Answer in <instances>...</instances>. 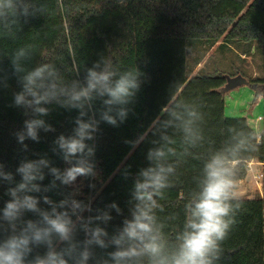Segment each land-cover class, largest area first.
I'll use <instances>...</instances> for the list:
<instances>
[{
  "label": "clouds",
  "instance_id": "obj_1",
  "mask_svg": "<svg viewBox=\"0 0 264 264\" xmlns=\"http://www.w3.org/2000/svg\"><path fill=\"white\" fill-rule=\"evenodd\" d=\"M45 10L38 0H0V34L8 35L18 17ZM32 55L31 45L19 47L9 59L11 72L0 69V87H9L15 77L20 88L13 94V106L22 109L26 119L13 135L22 151H29L25 141L40 143L41 132H56L46 119L50 105L77 114L70 121L71 131L52 141L51 152L63 161V168L47 153H37L35 159L25 156L14 173L0 163V185H7L8 197L0 208V264H216L242 205L238 177L264 144V127L249 120L227 129L221 146L203 159L196 187L184 204L182 230L169 241L157 216V210H163L158 201L172 186L180 158L203 146V117L197 106L173 99L161 109L164 118L158 116L147 131L125 141L135 149L149 131L155 137L148 141L152 147L146 153L147 166L135 174L128 168L122 172L124 179H132L127 212L115 200L94 207L97 134L102 124L119 127L127 120L142 74L138 68L115 69L101 56L82 76L77 68L76 78L66 80L51 63L26 67ZM81 180L92 192L83 199ZM53 191L63 198L53 199ZM116 217L121 222L109 231Z\"/></svg>",
  "mask_w": 264,
  "mask_h": 264
},
{
  "label": "trees",
  "instance_id": "obj_2",
  "mask_svg": "<svg viewBox=\"0 0 264 264\" xmlns=\"http://www.w3.org/2000/svg\"><path fill=\"white\" fill-rule=\"evenodd\" d=\"M46 6L40 14L18 17L8 35L0 34V69L11 72L10 57L22 46L31 45L32 59L26 67L40 63L55 65L66 80L81 76L85 67L101 56L111 61L120 71L138 68L143 81L133 111L119 127L101 125L97 134L96 161L99 175L96 178V199L93 206L103 207L117 201L126 208L132 179H124V168L135 174L146 167L148 142L155 137L148 132L147 140L135 149L125 141H133L147 131L154 119L164 118L161 109L173 99L194 103L202 114L201 128L203 146L191 150L180 158L176 173L171 177V187L159 200L162 211L157 210L164 232L173 241L182 230L184 204L189 193L195 189V178L201 174L203 159L209 151L221 146L229 127H240L243 116H227L225 113V88L248 85L256 96H264V0H38ZM205 39L208 51L221 42L237 40L248 42L251 47L263 50L261 74L233 80L223 74H204L203 67L194 74L195 68L205 55L197 56L194 65H188V40ZM194 44V43H193ZM192 44V45H193ZM9 87H0V163L7 171L15 172L20 161L27 156L47 153L56 166L64 167L63 161L51 152L52 141L60 133L71 131V119L77 114L57 105L47 121L55 133L41 132V142L25 141L29 151H22L13 133L23 127L26 117L23 110L13 106V94L20 90L15 77L8 81ZM263 114L255 121L264 127ZM171 134V130H169ZM179 140V134H177ZM264 163V144L252 153L249 161ZM245 164L238 182L248 176ZM19 180V176H16ZM47 178L44 183H48ZM87 181H85L86 185ZM7 185H0V208L8 199L4 192ZM86 198L92 192L81 188ZM66 191V190H60ZM53 199H62L57 191L49 193ZM242 205L235 215V223L222 242V255L216 264H264V198L241 197ZM115 216V213L113 212ZM31 216V214H28ZM116 217L109 231L121 222Z\"/></svg>",
  "mask_w": 264,
  "mask_h": 264
},
{
  "label": "rangeland",
  "instance_id": "obj_3",
  "mask_svg": "<svg viewBox=\"0 0 264 264\" xmlns=\"http://www.w3.org/2000/svg\"><path fill=\"white\" fill-rule=\"evenodd\" d=\"M206 43L208 42L205 39L188 40V49L190 48L187 57L189 67L194 65L197 56L206 54L201 66L203 67L202 73L204 74L220 73L228 78L236 76L233 80L239 78L241 75L254 77L261 74V65L263 64V50L261 46L255 49L248 42L233 40L226 44L219 42L208 51V49H205ZM199 69L201 68L198 65L192 74ZM224 95L226 99L225 113L227 116L251 115L260 117L258 114L262 116L263 102L257 103L255 91L249 85L244 84L238 87L225 88ZM232 104H238L239 107H232ZM247 181L249 182V179ZM78 183L80 188L85 187L84 180Z\"/></svg>",
  "mask_w": 264,
  "mask_h": 264
},
{
  "label": "crops",
  "instance_id": "obj_4",
  "mask_svg": "<svg viewBox=\"0 0 264 264\" xmlns=\"http://www.w3.org/2000/svg\"><path fill=\"white\" fill-rule=\"evenodd\" d=\"M199 66L201 68L202 62L199 64ZM258 97H257V103L262 101L258 99ZM233 106L239 107L238 104L236 105L232 104V107ZM258 116H261V115L258 114ZM243 117H247L248 120L252 121L254 124H259L260 126H262L261 123H258L257 121H255V118H257V116H251V115L246 116L245 115ZM252 162H253V165H252L253 172H249L248 176L244 180L238 182V185H239L238 192L240 194V197L254 198L256 196H260L261 198H264V179L260 183H257L256 180L252 176V174L254 173H259L261 171L264 172V163L254 161V160ZM248 179H249V182L247 181Z\"/></svg>",
  "mask_w": 264,
  "mask_h": 264
},
{
  "label": "built area",
  "instance_id": "obj_5",
  "mask_svg": "<svg viewBox=\"0 0 264 264\" xmlns=\"http://www.w3.org/2000/svg\"><path fill=\"white\" fill-rule=\"evenodd\" d=\"M261 117V116H260ZM253 162L249 161L247 163V167H248V171L249 172H253ZM253 178L256 180L257 183H260V181L262 180V178L264 177V173L263 172H259V173H254L252 174Z\"/></svg>",
  "mask_w": 264,
  "mask_h": 264
},
{
  "label": "water",
  "instance_id": "obj_6",
  "mask_svg": "<svg viewBox=\"0 0 264 264\" xmlns=\"http://www.w3.org/2000/svg\"><path fill=\"white\" fill-rule=\"evenodd\" d=\"M245 84H247V85H248V81H246V82H245Z\"/></svg>",
  "mask_w": 264,
  "mask_h": 264
}]
</instances>
